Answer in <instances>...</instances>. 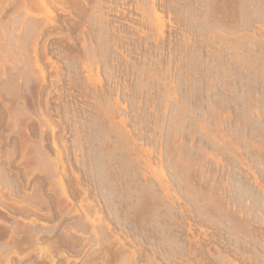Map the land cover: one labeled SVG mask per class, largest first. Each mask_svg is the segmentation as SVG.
Segmentation results:
<instances>
[{
  "label": "rangeland",
  "instance_id": "1",
  "mask_svg": "<svg viewBox=\"0 0 264 264\" xmlns=\"http://www.w3.org/2000/svg\"><path fill=\"white\" fill-rule=\"evenodd\" d=\"M0 169V264H264V0H0Z\"/></svg>",
  "mask_w": 264,
  "mask_h": 264
},
{
  "label": "bare ground",
  "instance_id": "2",
  "mask_svg": "<svg viewBox=\"0 0 264 264\" xmlns=\"http://www.w3.org/2000/svg\"><path fill=\"white\" fill-rule=\"evenodd\" d=\"M40 1H41L42 3H44V0H40ZM47 19H48V18H47ZM48 21H50V19H49ZM47 121H48V120H47ZM46 123H47V122H46ZM54 131H55V130H54ZM53 133H54V132H53ZM54 142H55V141H54ZM56 143H57V142H56ZM56 143H54L55 147H57V146H56ZM59 149H60V148H59ZM60 152H61V151H60ZM58 159H60V158H58ZM55 161H56V159H54V162H55ZM60 161H61V163H60ZM60 161H59V163L62 165L63 160L60 159ZM57 162H58V160H57ZM51 163H52V162H51ZM60 164H59V165H60ZM54 165H55V164H54ZM56 165H57V163H56ZM56 165H55V168L58 167V165H57V166H56ZM63 165H64V164H63ZM52 166H53V165H52ZM53 167H54V166H53ZM0 170H1V169H0ZM2 170H3V169H2ZM0 172H1V171H0ZM4 172H5V171H4ZM4 172H3V173H4ZM0 174H1V173H0ZM4 174H5V173H4ZM0 176H1V175H0ZM2 176H4V175H2ZM2 176H1V177H2ZM1 177H0V178H1ZM6 177H7V176H6ZM2 178H4V177H2ZM7 178H8V177H7ZM2 180H3V179H2ZM5 180H6V179H5ZM3 181H4V180H3ZM7 181H8V179H7ZM7 183H8V182H7ZM14 186H15V185H14ZM17 188H18V187H17ZM1 199H2V200H4V199H3V197L0 198V204L3 206V203H4V202H2ZM16 201H17V200H16ZM2 206H0V213H6V211L3 210V207H2ZM1 220H2V218H1ZM15 229H16V227H15ZM13 230H14V228H13ZM15 231H16V234H17V236H18V228H17ZM15 243H16V244H14L15 247H14V246H13V247L16 249V248H17L16 245H17L18 243H17V242H15ZM0 245H1V249H2V246L7 247V243H6V242L1 243ZM5 247H4V248H5ZM7 248H8V247H7ZM1 249H0V250H1ZM3 250H4V249H3ZM1 251H2V250H1ZM6 251H7V250H6Z\"/></svg>",
  "mask_w": 264,
  "mask_h": 264
}]
</instances>
